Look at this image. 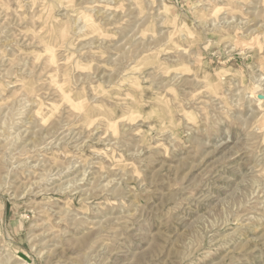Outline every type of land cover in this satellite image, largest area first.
I'll use <instances>...</instances> for the list:
<instances>
[{"label": "clouds", "instance_id": "obj_1", "mask_svg": "<svg viewBox=\"0 0 264 264\" xmlns=\"http://www.w3.org/2000/svg\"><path fill=\"white\" fill-rule=\"evenodd\" d=\"M12 12L57 59L0 79V264H264V0Z\"/></svg>", "mask_w": 264, "mask_h": 264}, {"label": "rangeland", "instance_id": "obj_2", "mask_svg": "<svg viewBox=\"0 0 264 264\" xmlns=\"http://www.w3.org/2000/svg\"><path fill=\"white\" fill-rule=\"evenodd\" d=\"M17 7H19V5H17ZM22 12L27 14V10H22ZM53 15H55V13H53ZM10 16V19H5V17L0 14V33H2V35H0V45L4 46V49H6V52L0 51V62H2V64H0V79L6 77L9 84L14 87H19L16 84V76L20 75L22 72H27L28 69L20 62V58L15 56L17 51H44L47 53L49 60L53 63L57 59V53L54 47L45 49L42 46L34 47L29 45L23 36H21L19 40L13 42L12 38L15 34L25 31L26 27L25 24L19 23V17L15 12H12ZM29 39H31V35H29ZM29 59L35 60L36 57L33 56ZM57 87H62V85L57 84ZM208 219H210V217ZM203 221H205V217L195 218L193 220V225L198 227ZM18 255L22 259L28 260L24 252H20Z\"/></svg>", "mask_w": 264, "mask_h": 264}]
</instances>
